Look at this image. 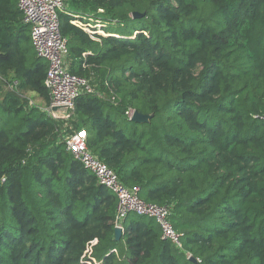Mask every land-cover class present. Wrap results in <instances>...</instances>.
Instances as JSON below:
<instances>
[{"label": "trees", "instance_id": "16d2710c", "mask_svg": "<svg viewBox=\"0 0 264 264\" xmlns=\"http://www.w3.org/2000/svg\"><path fill=\"white\" fill-rule=\"evenodd\" d=\"M64 3L66 64L95 91L69 122L24 97L50 105L49 64L18 0H0V264H264V0ZM68 12L103 16L106 35ZM75 129L145 203L171 207L183 249L136 214L115 240L118 199L67 151Z\"/></svg>", "mask_w": 264, "mask_h": 264}, {"label": "built area", "instance_id": "2783aa9c", "mask_svg": "<svg viewBox=\"0 0 264 264\" xmlns=\"http://www.w3.org/2000/svg\"><path fill=\"white\" fill-rule=\"evenodd\" d=\"M18 9L24 23L31 28L35 52L49 64L46 87L50 92L51 103L46 112L53 117L50 107H67L64 120L70 121L74 117L78 98L84 94H94L95 91L87 79L72 74L67 67L68 39L62 35L59 16L61 11L66 10L64 0H18ZM102 13L103 10H98V14ZM68 15L72 17L71 23L85 31L93 40L100 41L99 36L106 35L104 28L107 27V23L93 20L94 14L68 12ZM92 23H95V26ZM17 84L14 82L9 85V89H14ZM133 113L131 109L126 112L129 119ZM63 142L67 151L95 175L99 184L116 195L118 199L116 228L123 230L122 224L130 214L151 217L161 228V238L171 242L177 249H183L181 238L170 220L171 207L147 204L139 197V189L127 188L118 175L89 150L88 134L85 129L65 133ZM5 180L4 178L3 182Z\"/></svg>", "mask_w": 264, "mask_h": 264}, {"label": "water", "instance_id": "95a60500", "mask_svg": "<svg viewBox=\"0 0 264 264\" xmlns=\"http://www.w3.org/2000/svg\"><path fill=\"white\" fill-rule=\"evenodd\" d=\"M140 16L141 15L138 14V13H134L133 14V18H138ZM50 110H51V113H52L54 119L64 120L65 116H66L65 114L67 113L68 108L64 107V106H52V107H50ZM153 116H154L153 114L144 115V114H142V113H140L138 111H134L133 116L131 117L130 120L132 122H134V123L146 124V123H149L151 121ZM122 236H123L122 228H116L115 229V240L119 241L122 238ZM190 261L193 262V263L197 262L194 257H191Z\"/></svg>", "mask_w": 264, "mask_h": 264}, {"label": "crops", "instance_id": "0c3cea01", "mask_svg": "<svg viewBox=\"0 0 264 264\" xmlns=\"http://www.w3.org/2000/svg\"><path fill=\"white\" fill-rule=\"evenodd\" d=\"M28 29H29V27H28ZM30 30V29H29ZM67 67H68V69H69V63L67 64ZM18 83V82H17ZM17 86H18V84H17ZM31 94H34L33 92H26V93H24V97L25 98H27L28 100H29V103H30V106L32 107L33 105H35V103L32 101V99L30 98V95ZM36 95V94H35ZM37 96V95H36ZM37 98L39 99V101H40V109L41 110H45L46 111V109L48 108L47 106V104L46 103H44V101H43V99H41L40 97H38L37 96ZM76 130V129H75Z\"/></svg>", "mask_w": 264, "mask_h": 264}, {"label": "rangeland", "instance_id": "374dc122", "mask_svg": "<svg viewBox=\"0 0 264 264\" xmlns=\"http://www.w3.org/2000/svg\"><path fill=\"white\" fill-rule=\"evenodd\" d=\"M93 17V20H95V21H98V20H100L101 21V23H103V22H105L106 21V19L103 17V16H101V15H94V16H92ZM93 24V26H95V23H92ZM104 29H106V28H104ZM108 29V28H107ZM97 31H98V29H97ZM30 98L32 99V101L35 103V105L37 106V107H40V101H39V99L37 98V96L35 95V94H31L30 95ZM64 122H69L68 120L67 121H65V120H63ZM69 125H70V123H69ZM65 134V133H64Z\"/></svg>", "mask_w": 264, "mask_h": 264}, {"label": "snow or ice", "instance_id": "6c2138e0", "mask_svg": "<svg viewBox=\"0 0 264 264\" xmlns=\"http://www.w3.org/2000/svg\"><path fill=\"white\" fill-rule=\"evenodd\" d=\"M83 135V134H82Z\"/></svg>", "mask_w": 264, "mask_h": 264}]
</instances>
